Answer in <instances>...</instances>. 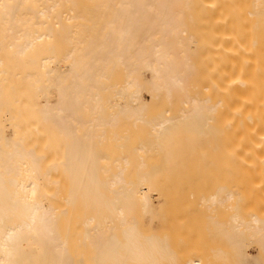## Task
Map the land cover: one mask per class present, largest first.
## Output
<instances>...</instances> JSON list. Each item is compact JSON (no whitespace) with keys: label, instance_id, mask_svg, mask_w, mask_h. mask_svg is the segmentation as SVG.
<instances>
[{"label":"bare ground","instance_id":"obj_1","mask_svg":"<svg viewBox=\"0 0 264 264\" xmlns=\"http://www.w3.org/2000/svg\"><path fill=\"white\" fill-rule=\"evenodd\" d=\"M0 264H264V0H0Z\"/></svg>","mask_w":264,"mask_h":264}]
</instances>
